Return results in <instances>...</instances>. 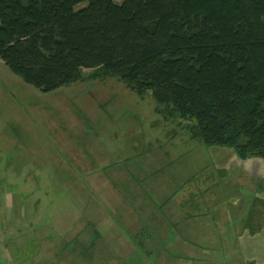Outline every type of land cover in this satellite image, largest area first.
I'll return each instance as SVG.
<instances>
[{
	"label": "rangeland",
	"instance_id": "374dc122",
	"mask_svg": "<svg viewBox=\"0 0 264 264\" xmlns=\"http://www.w3.org/2000/svg\"><path fill=\"white\" fill-rule=\"evenodd\" d=\"M154 108L148 93L115 78L41 92L0 61V192L10 204L0 264H162L171 241L183 250L175 263L192 253L226 264L225 230L238 216L228 213L240 214L264 182L230 149L199 144L187 121L165 120ZM195 208L228 213L194 235L176 214ZM258 209L256 202L248 212ZM209 218L192 216L205 226Z\"/></svg>",
	"mask_w": 264,
	"mask_h": 264
},
{
	"label": "trees",
	"instance_id": "16d2710c",
	"mask_svg": "<svg viewBox=\"0 0 264 264\" xmlns=\"http://www.w3.org/2000/svg\"><path fill=\"white\" fill-rule=\"evenodd\" d=\"M0 61L41 92L115 78L199 144L264 161V0H0Z\"/></svg>",
	"mask_w": 264,
	"mask_h": 264
},
{
	"label": "crops",
	"instance_id": "0c3cea01",
	"mask_svg": "<svg viewBox=\"0 0 264 264\" xmlns=\"http://www.w3.org/2000/svg\"><path fill=\"white\" fill-rule=\"evenodd\" d=\"M235 158V157H234ZM240 165H243L245 170L254 178L259 179V180H263L264 182V161L261 159H248L245 161H239ZM254 192H252V194H254V196L252 198H254L255 200H261L264 202V183L263 185H261L260 190L256 189L255 187L252 189ZM0 235L4 232L5 229V223L8 220L7 214L5 213V206L10 205L8 203V201L4 200V197L2 198L1 196V192H0ZM4 200V201H3ZM250 202L248 201V206H249ZM248 206H243V208H245L244 210L242 209V211L240 212V214H237L238 211L236 212H224V211H219L217 209H207L206 212L204 214H201L199 211V209H197V212H191V213H187L185 211L189 210L190 208L186 209L185 211L180 210L177 215V217L179 216H186V220L184 222H190L191 226H194V229L190 228L187 229L186 232H190V233H194V235L199 232V229H203L206 230L208 229L209 226H216V222H215V215L216 216H222V219L224 220L226 217V213L230 214V215H238L234 218V222L232 226H228V228L225 230L230 232V234H228V237L231 239L230 241H223V245L226 246H222V248H226L228 249L227 251H225L224 254V259L226 260V264H264V212H260L261 210L258 209L257 213H255L254 217V223L253 225L249 224L246 222V219L244 218V215L246 213H250L248 212ZM194 214H200L203 216H208L210 215V218L206 221V226L205 225H199L198 223L194 222L192 220V216ZM167 218L164 216V220H166ZM168 220V219H167ZM172 222V220H171ZM182 222V220L180 221V223ZM178 224L175 223V229L176 230H181L182 231V227H184L185 225L182 224ZM209 223V224H208ZM173 226V222L171 223V227ZM251 226V227H250ZM13 231V229H11ZM190 230V231H189ZM202 231V230H201ZM257 232L255 234L252 235L251 232ZM192 237L193 241H196L194 239V236ZM180 237H183V235L181 234ZM199 238V237H198ZM197 238V241H198ZM187 239H189V237L187 236ZM196 241V243H197ZM172 242H170V244H166L169 245L167 249V251H165L162 256L159 255V257L161 258L162 264L169 262V263H174V264H183L182 262L184 261V257L180 262L175 263V259L181 255V251H182V255H183V250L178 249V247L180 246L178 243H174V245H172ZM193 243L195 244V242H192V244H186L188 245V247H192V248H197V244L193 245ZM172 245V246H171ZM170 249H173L171 251H169ZM178 250L179 254H175L174 256H170L173 255V251ZM189 254L194 261H191V257H188V259H185V263L186 264H205L206 261L204 259H199L198 256H193L192 253H187ZM64 258V257H63ZM62 258V259H63ZM179 258V257H178ZM51 260V259H50ZM61 260V259H60ZM37 264L40 263L39 260L35 261ZM223 263V262H222ZM44 264H48V261L44 262Z\"/></svg>",
	"mask_w": 264,
	"mask_h": 264
}]
</instances>
